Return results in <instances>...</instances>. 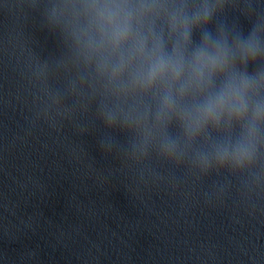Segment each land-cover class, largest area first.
<instances>
[{"label":"clouds","instance_id":"obj_1","mask_svg":"<svg viewBox=\"0 0 264 264\" xmlns=\"http://www.w3.org/2000/svg\"><path fill=\"white\" fill-rule=\"evenodd\" d=\"M0 9L37 14L56 43L42 56L31 37L10 41L30 127L98 131L106 156L157 158L197 176L250 171L264 153V0H0Z\"/></svg>","mask_w":264,"mask_h":264},{"label":"water","instance_id":"obj_2","mask_svg":"<svg viewBox=\"0 0 264 264\" xmlns=\"http://www.w3.org/2000/svg\"><path fill=\"white\" fill-rule=\"evenodd\" d=\"M28 37L55 52L37 14L0 9V264H264V153L197 176L106 156L98 131L32 128L12 47Z\"/></svg>","mask_w":264,"mask_h":264}]
</instances>
